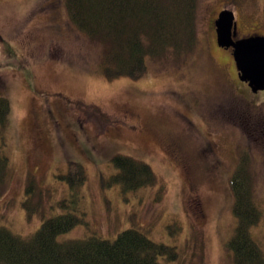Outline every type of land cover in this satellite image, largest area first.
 <instances>
[{
  "label": "rangeland",
  "instance_id": "1",
  "mask_svg": "<svg viewBox=\"0 0 264 264\" xmlns=\"http://www.w3.org/2000/svg\"><path fill=\"white\" fill-rule=\"evenodd\" d=\"M198 1L189 55L148 61L140 79L110 81L101 47L73 26L65 0H0V96L9 103L0 226L29 238L45 218L72 213L83 222L58 241L110 240L135 228L179 252L161 264H233L230 178L246 151L262 216L251 237L264 255V90L254 94L238 79L210 28L226 8L239 35L264 36V0ZM116 154L148 163L155 183L128 192L103 185L117 172ZM69 162L84 168L80 186L66 178ZM28 186L32 202L42 200L30 217Z\"/></svg>",
  "mask_w": 264,
  "mask_h": 264
},
{
  "label": "trees",
  "instance_id": "2",
  "mask_svg": "<svg viewBox=\"0 0 264 264\" xmlns=\"http://www.w3.org/2000/svg\"><path fill=\"white\" fill-rule=\"evenodd\" d=\"M198 0H65L68 17L84 37L101 47V62L107 80L140 79L148 72V61L179 59L197 45L196 14ZM236 71V69H235ZM98 110L97 108H95ZM9 110L6 97L0 96V125ZM117 171L103 185H119L122 192L135 191L155 183L150 165L129 156L111 158ZM67 179L76 187L86 180L80 163L69 162ZM231 173L232 213L237 218L234 234L227 242L233 264H264V255L251 229L261 220L254 196L251 157L241 151ZM8 158L0 149V183H3ZM29 184H32L30 182ZM34 187V186H33ZM28 186L23 202L28 217L40 212L42 200L34 203V188ZM60 205L66 206L64 202ZM83 218L72 213L45 218L29 238L0 226V264H161L159 257L175 260L174 246L150 240L135 228L125 229L114 239L89 236L86 239L58 241ZM180 230V226L174 225ZM173 229H170L172 231Z\"/></svg>",
  "mask_w": 264,
  "mask_h": 264
},
{
  "label": "water",
  "instance_id": "3",
  "mask_svg": "<svg viewBox=\"0 0 264 264\" xmlns=\"http://www.w3.org/2000/svg\"><path fill=\"white\" fill-rule=\"evenodd\" d=\"M233 12L226 8L215 20L218 46L232 47L237 77L253 93L264 90V36L250 35L232 41L236 33Z\"/></svg>",
  "mask_w": 264,
  "mask_h": 264
},
{
  "label": "flooded vegetation",
  "instance_id": "4",
  "mask_svg": "<svg viewBox=\"0 0 264 264\" xmlns=\"http://www.w3.org/2000/svg\"><path fill=\"white\" fill-rule=\"evenodd\" d=\"M223 9H220V11L216 14V16L215 17H213V19L211 20V26H210V28H211V31L213 32V34H214V42H216V46H217V48L218 49H220V50H223V51H226V52H228V55L231 57V61H233V57H232V47H225V48H222V47H220V46H218V41H216L217 39V31H216V25H215V20L217 19V17H218V14L222 11ZM232 11V10H231ZM233 12V11H232ZM233 15H234V20H235V22H236V28H235V30H236V33H235V36H232V41H235V40H237V39H239V38H242V37H245V36H250V35H254V34H249V35H247V34H245V35H239V30H238V20H236V18H235V13H233ZM234 62V61H233ZM234 67H235V62H234ZM236 75H237V73H236ZM245 83V82H244ZM247 85V84H246ZM260 91V90H259ZM258 91V92H259ZM254 94H257V93H254Z\"/></svg>",
  "mask_w": 264,
  "mask_h": 264
}]
</instances>
